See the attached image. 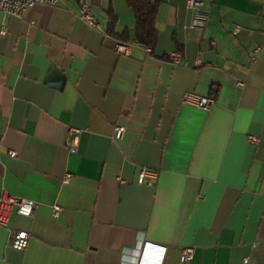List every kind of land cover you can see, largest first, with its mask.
Listing matches in <instances>:
<instances>
[{"label":"crops","instance_id":"obj_1","mask_svg":"<svg viewBox=\"0 0 264 264\" xmlns=\"http://www.w3.org/2000/svg\"><path fill=\"white\" fill-rule=\"evenodd\" d=\"M89 1L100 30L77 17V0L0 11V195L37 203L0 226V264H136L144 242L168 248L164 264H263L264 0H201L204 30L190 28L187 0H151V54L128 0ZM188 94L215 103L203 110ZM19 231L30 234L23 251L9 245ZM186 247L195 254L182 263Z\"/></svg>","mask_w":264,"mask_h":264},{"label":"built area","instance_id":"obj_2","mask_svg":"<svg viewBox=\"0 0 264 264\" xmlns=\"http://www.w3.org/2000/svg\"><path fill=\"white\" fill-rule=\"evenodd\" d=\"M78 11L77 17L83 21L91 29H101L100 24L95 19L93 14L92 5L89 0H77ZM39 4L49 5V6H63L66 7L67 0H0V11L3 13L4 17L14 16L20 17L25 12L31 10L33 7ZM186 9L193 13L194 18L190 25L192 29L204 30L208 24V14L203 9V2L201 0H187ZM238 28L234 29V34H236ZM5 32V27L3 28L2 34ZM131 45L126 42H117L115 45V51L120 55H128ZM262 47H257L250 51L249 56L252 62H256L262 53ZM146 51L151 54L152 49L147 48ZM171 63L174 65H181L183 61V55L180 52L172 53L170 56ZM195 66H203V62L200 59L195 61ZM239 87L244 88L245 83H237ZM193 103L198 108L203 110H209L215 103L213 97H200L196 95L188 94L185 101ZM126 132L125 127H115L114 138L116 140H121ZM82 131L80 129L72 128L69 133L68 148L71 152H75L79 146V140ZM249 143L252 146H257L260 143V138L255 136L248 137ZM11 157H16L15 152L10 153ZM149 174L148 171L144 170L139 176L137 183L142 185L145 182L146 176ZM74 175L66 174L63 178V184L69 185L74 181ZM121 185H127L130 182L124 179L119 180ZM37 203L30 201L28 199L20 198L15 195H11L3 191L0 195V226L6 227L8 224V218L10 212L15 209L17 213L24 217H33L36 211ZM52 216L57 219L61 213V207L59 205H53ZM30 241V234L24 231L15 232L11 236L9 245L18 250L23 251L27 248ZM168 248L165 246L153 244L150 242L142 243L140 251L137 257L136 264H164ZM195 254L194 247H186L182 249L181 252V262L189 263L192 261ZM242 264H248V259H245ZM264 264V263H263Z\"/></svg>","mask_w":264,"mask_h":264},{"label":"trees","instance_id":"obj_3","mask_svg":"<svg viewBox=\"0 0 264 264\" xmlns=\"http://www.w3.org/2000/svg\"><path fill=\"white\" fill-rule=\"evenodd\" d=\"M128 5L135 14L137 42L145 48H151L153 51L159 39V34L155 29L159 2H153L151 0H128ZM115 22L116 17L111 13V29ZM121 41H126V36L122 37Z\"/></svg>","mask_w":264,"mask_h":264}]
</instances>
